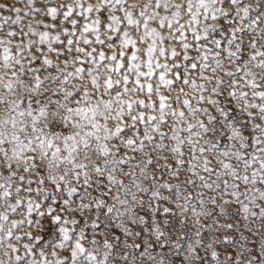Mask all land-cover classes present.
Returning <instances> with one entry per match:
<instances>
[{"label":"snow or ice","instance_id":"1","mask_svg":"<svg viewBox=\"0 0 264 264\" xmlns=\"http://www.w3.org/2000/svg\"><path fill=\"white\" fill-rule=\"evenodd\" d=\"M0 264H264V0H0Z\"/></svg>","mask_w":264,"mask_h":264}]
</instances>
